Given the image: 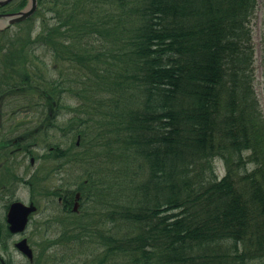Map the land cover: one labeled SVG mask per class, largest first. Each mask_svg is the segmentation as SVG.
I'll return each instance as SVG.
<instances>
[{"label": "trees", "instance_id": "obj_1", "mask_svg": "<svg viewBox=\"0 0 264 264\" xmlns=\"http://www.w3.org/2000/svg\"><path fill=\"white\" fill-rule=\"evenodd\" d=\"M38 1L51 18L16 43L22 57L0 46L8 78L0 93L26 91L38 106L64 93L93 100L104 111L91 131L78 130L80 145L100 141L116 162L99 173V156L75 155L85 177L63 244L95 247L69 256H84L80 264H264V118L251 35L258 0ZM37 43L60 77L36 78L25 53ZM260 45L264 63V34ZM109 172L129 178L126 188ZM117 223L132 230L116 235Z\"/></svg>", "mask_w": 264, "mask_h": 264}, {"label": "flooded vegetation", "instance_id": "obj_2", "mask_svg": "<svg viewBox=\"0 0 264 264\" xmlns=\"http://www.w3.org/2000/svg\"><path fill=\"white\" fill-rule=\"evenodd\" d=\"M18 1L0 15L17 12ZM49 99L38 106L26 91L0 93V264H44L75 222L80 135L75 123L61 131L63 107Z\"/></svg>", "mask_w": 264, "mask_h": 264}, {"label": "rangeland", "instance_id": "obj_3", "mask_svg": "<svg viewBox=\"0 0 264 264\" xmlns=\"http://www.w3.org/2000/svg\"><path fill=\"white\" fill-rule=\"evenodd\" d=\"M256 3H257L256 10H255V13H253L254 15L251 19V29H252L251 35H252L253 43L255 46V65H253L254 73H255L254 74L255 81H254L253 87L255 88V93H256L257 99L260 104L259 107L261 108V112L264 118V63L262 61V55H261L262 46L260 45L262 41V36L264 34V0H258ZM47 7H48L47 4H41V7L39 8L38 12L35 13L36 15L33 17L31 21L24 23L21 26L13 27L11 30H9L8 35H6L10 38L0 40V42L9 41L11 43L10 53H12L14 57H17V56L22 57V55H20L21 49L19 50V54L14 53L16 50V47H19V45H17L16 43L20 42L21 43L20 45H23L24 40L28 37V34H30L29 32L31 31H32L31 35L34 38L36 34L38 33V31L40 30V27H41L40 23L43 20H46V17L48 19L51 18L50 15H47V13H45ZM40 44L41 43H37L36 45L33 46L34 48L33 53H30V52L25 53L27 54L26 56H28L31 59V61H33L34 63L33 67L35 68V71L37 72L35 74L36 78H38L37 75H40L39 78H44L46 80L60 77V75H58L59 74L58 70L55 68L54 65H52L53 58L50 55L51 52L45 46H42ZM3 53L4 52H2L1 54ZM5 63H7V60ZM0 64H4L3 58H0ZM41 71H45V74L44 73L40 74ZM65 74L66 73L61 74L62 78H65V79L74 78V77H68ZM34 81L35 83H37V85L38 83H43V80H34ZM58 103H59V106L63 107L62 109L63 114L61 116L62 117L61 127L62 129L66 131H68L71 128V123L73 124L75 123L74 128L75 130H77V132L78 130L81 132V130H84V129H86V131L88 130L91 131L94 127L92 126L93 125L92 121L96 119L99 115H101V113L104 111V109L102 108L94 107L92 105L94 104L93 100H90V99L87 100L83 97L80 98L78 94L77 96H74V95H69L67 93H64L63 95H61L60 100L58 98ZM87 107L90 108L91 111L85 110ZM80 119L83 122H80L79 121ZM72 138L74 139V141L76 140L74 136H72ZM69 139H71V137ZM85 140L86 139H84L82 142V145L78 147L77 152H79V155L82 154V156L85 154L99 156L97 165L94 166L99 169V173L104 171L105 167H108V168L116 167L115 166L116 162L113 161L111 155L108 154V152L106 151L107 149L104 146L101 147L98 144L100 143V141L98 142L91 141L90 142L91 146L86 147V145L84 144ZM105 151H106L105 156L102 157ZM216 165H217L218 175L220 177L223 176L225 173L223 163L219 161L216 163ZM77 167H78V170L76 172L78 173L77 179L81 181L85 177L84 175L85 169L82 168L80 164H78ZM72 172H74V170H72ZM105 174H111V175L114 174L115 179L120 183V187H122L123 189L126 188L127 180H129V178H127L124 174L121 175L122 178L118 177L119 176L118 173L109 172ZM134 176H135V173L132 172L131 177L134 178ZM139 179H141V177L136 175V177L133 180H139ZM86 222L87 220L84 221V223ZM126 228H127L126 223H122V228H121L122 230L120 231L119 225L117 223L113 229V232L116 233V235L117 234L126 235L128 232L132 230V228H130L129 230ZM94 247H95L94 245L90 244L88 249H80L79 243H76V244L66 243L63 245L62 249H55L54 251L47 252L48 255L45 257V263L46 264L53 263L52 260H54V258L55 259H57L58 257L60 258V255L64 254L65 257L63 258V261L61 262V264H80L79 261L82 262L84 260V256L75 255L71 257L69 256L70 251L71 250L72 251L77 250L80 252L87 251L89 253L91 250H93ZM19 263H21V260L20 262H17V264Z\"/></svg>", "mask_w": 264, "mask_h": 264}, {"label": "water", "instance_id": "obj_4", "mask_svg": "<svg viewBox=\"0 0 264 264\" xmlns=\"http://www.w3.org/2000/svg\"><path fill=\"white\" fill-rule=\"evenodd\" d=\"M13 0H0V7L5 6L6 4L10 3ZM36 0H30V5L29 8H27L24 12H19L18 14H16L17 16H15V18L13 17V19H9L8 20V24H14L15 22L24 20L25 18L29 17L31 15V13L34 12L35 8H36ZM2 24V22L0 21V25Z\"/></svg>", "mask_w": 264, "mask_h": 264}]
</instances>
